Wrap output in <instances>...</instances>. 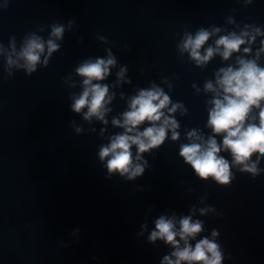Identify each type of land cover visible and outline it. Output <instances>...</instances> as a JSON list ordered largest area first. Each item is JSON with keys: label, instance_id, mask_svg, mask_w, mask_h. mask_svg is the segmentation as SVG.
Returning <instances> with one entry per match:
<instances>
[{"label": "clouds", "instance_id": "1", "mask_svg": "<svg viewBox=\"0 0 264 264\" xmlns=\"http://www.w3.org/2000/svg\"><path fill=\"white\" fill-rule=\"evenodd\" d=\"M63 31V27L54 25L51 37L60 39ZM213 31L218 32L219 29ZM256 32L260 34L259 29ZM212 34L203 29L194 36L186 34L180 45L181 50L188 52L197 65H202L216 54L228 60L234 53H239L243 45L251 44L255 40L254 36L246 39L247 32L240 35L231 33L221 36L215 41V48L209 46L202 54L201 50ZM261 44L260 51L264 52V41ZM58 48L59 45L52 38L47 41V56L43 61L45 66L48 57ZM44 51L45 42L33 35L26 40L17 54L18 59L23 60V66L29 75L37 70L36 66L41 62ZM243 52L249 53L250 48L244 47ZM259 54L257 52V57ZM16 62L11 56L7 60L9 66ZM115 63V59L109 54L106 60H89L76 68L77 75L83 78V91L74 99L71 107L77 113L87 109L84 116L86 120L92 117L104 120L106 112L109 111L106 105L111 102L112 97L109 96L108 86L100 81L110 74V68ZM237 64L238 67L228 66L216 73L215 87L212 82L205 84L206 91L215 93L207 121L212 135L205 140L197 131L189 132L190 142L182 144L179 153L200 179L211 178L220 185L231 182L233 165L240 166L243 172L257 175V162L260 157H264V67L258 66L255 60L243 58H238ZM118 75L122 78L124 69ZM170 104V97L155 86L150 90H141L131 98L129 110L123 113L122 123L116 119L112 121L114 125L124 129L123 134L113 136L111 142L99 152L100 159L106 160L105 166L109 174L119 173L129 180L143 175L144 166L138 163L141 154L161 146L168 131H171L173 140L179 138L176 131L179 125L165 115V110L175 112L181 105L172 104L169 108ZM254 109L258 110L256 115H253ZM146 122L150 126L139 130ZM216 136H222L221 143H218ZM133 146L136 150L135 157ZM222 151L230 152L231 163L220 155ZM253 155L257 156V162H251ZM210 210L201 209L200 213L205 215ZM202 230L203 222L194 221L191 215L179 220L161 216L155 221V230L151 232L149 240L155 242L160 239L173 247L171 256H165L162 264H222L224 257L220 245L215 242V237L219 235L216 230L212 232L213 239H199L194 246L190 243L191 240H196Z\"/></svg>", "mask_w": 264, "mask_h": 264}]
</instances>
